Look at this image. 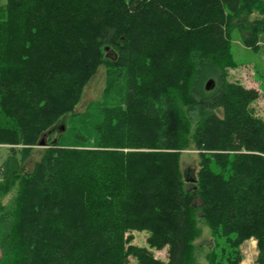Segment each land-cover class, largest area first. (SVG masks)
I'll list each match as a JSON object with an SVG mask.
<instances>
[{
	"label": "trees",
	"instance_id": "obj_1",
	"mask_svg": "<svg viewBox=\"0 0 264 264\" xmlns=\"http://www.w3.org/2000/svg\"><path fill=\"white\" fill-rule=\"evenodd\" d=\"M233 28L264 43V0L0 1V199L18 186L0 203V264H197L200 223L208 264H240L250 238L264 264V121L258 91L227 80ZM101 66L102 100L74 113ZM249 172L252 194L236 195Z\"/></svg>",
	"mask_w": 264,
	"mask_h": 264
},
{
	"label": "rangeland",
	"instance_id": "obj_2",
	"mask_svg": "<svg viewBox=\"0 0 264 264\" xmlns=\"http://www.w3.org/2000/svg\"><path fill=\"white\" fill-rule=\"evenodd\" d=\"M5 2V0H0ZM258 13H253L248 17L249 21L260 19ZM235 24V23H234ZM230 51L233 63L236 65L234 68H227V80L232 83L240 84L247 89H255L258 91V99L251 104V108L254 114L264 121V43H258L257 49L253 50L246 47L242 40L249 38V33L245 30L240 33L235 28L232 29ZM179 58L176 59L175 64L178 65ZM105 69L103 66L99 67L96 74L91 78L87 85L83 88L82 96L79 102L75 105L74 113H83L88 106L92 103H96L102 100V96L105 90ZM115 97V96H113ZM40 142V140H39ZM38 142V144H39ZM10 145H0V164L8 155V148ZM22 148L21 146H15ZM44 146H35L32 149L30 157L24 162L22 171L28 173L32 170L34 163H36L44 150ZM198 152L193 149L191 145L188 150H184L180 154L179 166L185 179H194L195 174L199 169ZM251 177V185H236V195L249 197L252 194V190L257 183L258 177L253 173H248ZM190 186V185H189ZM18 193V186L15 185L11 190L0 199V203L3 206H9L12 204L14 198ZM257 212H264V199L256 203ZM200 235L194 241L195 246L200 249L196 251L195 257L197 264H208L205 256L209 252L212 246V235L210 230L204 224H199ZM132 236V245L141 248H148L153 257L157 260L166 262L167 260V247L150 248L147 246L146 239L148 234L146 232L131 231L128 233ZM126 234V236L128 235ZM241 263L240 264H256L258 249L256 240L250 238L245 240L240 246ZM131 264H135V260L132 257H128Z\"/></svg>",
	"mask_w": 264,
	"mask_h": 264
},
{
	"label": "water",
	"instance_id": "obj_3",
	"mask_svg": "<svg viewBox=\"0 0 264 264\" xmlns=\"http://www.w3.org/2000/svg\"><path fill=\"white\" fill-rule=\"evenodd\" d=\"M212 84H213V81H212V80H209V81L206 83L205 88H206L207 90H209V89L211 88ZM62 129H63V128H62ZM39 146H44V142H43L42 139H41L40 142H39Z\"/></svg>",
	"mask_w": 264,
	"mask_h": 264
}]
</instances>
